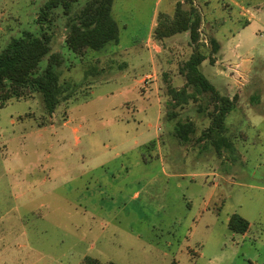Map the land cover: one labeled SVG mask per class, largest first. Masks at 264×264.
I'll list each match as a JSON object with an SVG mask.
<instances>
[{
    "label": "rangeland",
    "instance_id": "374dc122",
    "mask_svg": "<svg viewBox=\"0 0 264 264\" xmlns=\"http://www.w3.org/2000/svg\"><path fill=\"white\" fill-rule=\"evenodd\" d=\"M177 1L114 0L119 44L83 58L65 47L58 12L51 48L67 59L59 71L73 96L51 116L38 95L0 108V264H264V2L195 0L204 42H220L204 76L231 98L234 64L251 67L219 152L208 140L180 146L165 121L159 68L188 52L179 39L158 56L152 31ZM44 2L0 0V50L38 30ZM181 118L195 121L197 136L209 125L191 106ZM233 214L252 240L228 228Z\"/></svg>",
    "mask_w": 264,
    "mask_h": 264
},
{
    "label": "trees",
    "instance_id": "16d2710c",
    "mask_svg": "<svg viewBox=\"0 0 264 264\" xmlns=\"http://www.w3.org/2000/svg\"><path fill=\"white\" fill-rule=\"evenodd\" d=\"M77 2L45 0L35 21L38 30H22L0 50V108L12 99L38 95L44 114L51 116L73 96L72 84L61 81L59 71L67 59L51 48L50 30L58 12L66 18L65 47L79 57L83 58L89 51H102L109 44H119L120 28L112 16L114 0H86L82 7L76 9ZM257 2L263 3L264 0ZM203 24V13L195 0L177 1L172 14L158 13L152 38L161 47L158 56L172 51L175 41L185 39L186 42L187 56L171 53L175 66L170 67L171 62L167 60L168 66L160 65L159 68L161 86L165 88V121L169 123L173 137L180 146L191 143L206 145L208 140L220 152L228 139L224 134L227 131L225 121L234 110L238 97L234 95L230 98L222 94L200 70L206 60L214 65L217 60L215 55L220 50V42L214 36H208L204 42ZM207 47L209 50L206 53L204 49ZM44 60L46 65L41 68L40 63ZM173 79L181 85H174ZM190 106L197 116L209 120V125L201 130L199 136L196 135L198 127L195 121L181 118L183 111ZM42 125L38 123V126ZM143 147H155V142ZM248 226L249 223L237 214L229 218L228 228L234 233L243 234ZM80 264L102 263L88 257Z\"/></svg>",
    "mask_w": 264,
    "mask_h": 264
},
{
    "label": "crops",
    "instance_id": "0c3cea01",
    "mask_svg": "<svg viewBox=\"0 0 264 264\" xmlns=\"http://www.w3.org/2000/svg\"><path fill=\"white\" fill-rule=\"evenodd\" d=\"M247 23H249V19H248ZM239 35L240 34L237 35L238 38H239ZM256 35L261 36V32H258V34H256ZM237 46H238V43L236 44V47ZM235 55H236V58H238V55L234 53V56ZM233 69L235 70V73H234V75H232L233 76V84H232V86L230 88H231V90H234L233 91L234 92L233 96L236 95L239 98L240 94L237 91H238V89H240L241 86L245 87L246 84L248 83L247 80L249 78L251 67H250V63L248 62V60H241L240 59L236 64H234V68ZM248 99H249V101H252L253 100V95L250 94L248 96ZM228 221H229V219H228ZM249 228H250V225L248 226L247 231L242 234V236H241L242 240H245V239L248 238ZM248 239H250V238H248ZM250 240H252V239H250ZM256 242L257 241L254 239L252 243H256Z\"/></svg>",
    "mask_w": 264,
    "mask_h": 264
}]
</instances>
